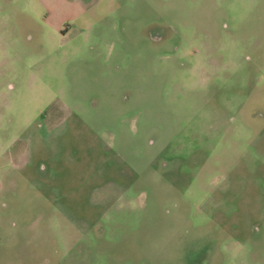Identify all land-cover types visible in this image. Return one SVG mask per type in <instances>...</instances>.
I'll list each match as a JSON object with an SVG mask.
<instances>
[{
	"label": "rangeland",
	"instance_id": "374dc122",
	"mask_svg": "<svg viewBox=\"0 0 264 264\" xmlns=\"http://www.w3.org/2000/svg\"><path fill=\"white\" fill-rule=\"evenodd\" d=\"M81 1L0 0V264H264V0Z\"/></svg>",
	"mask_w": 264,
	"mask_h": 264
},
{
	"label": "flooded vegetation",
	"instance_id": "af4514ba",
	"mask_svg": "<svg viewBox=\"0 0 264 264\" xmlns=\"http://www.w3.org/2000/svg\"><path fill=\"white\" fill-rule=\"evenodd\" d=\"M152 29L150 31V33L148 34V37L150 39L151 42L156 43V44H161L165 39H168V36L173 35L172 33H174L175 28L173 25H171L170 23H168L167 21H162L160 22H154L152 24ZM103 232V231H102Z\"/></svg>",
	"mask_w": 264,
	"mask_h": 264
},
{
	"label": "crops",
	"instance_id": "0c3cea01",
	"mask_svg": "<svg viewBox=\"0 0 264 264\" xmlns=\"http://www.w3.org/2000/svg\"><path fill=\"white\" fill-rule=\"evenodd\" d=\"M96 2V4H99L100 2H101V0H98V1H95ZM81 4H82V6H84L85 8L87 7V6H89V4H88V2H86V1H84V0H82L81 1ZM86 9H88V8H86ZM84 11H85V9H84ZM0 169H1V167H0ZM6 180V178H5V174L3 173V172H1L0 171V193L3 191V189H4V187H5V185H4V181Z\"/></svg>",
	"mask_w": 264,
	"mask_h": 264
}]
</instances>
